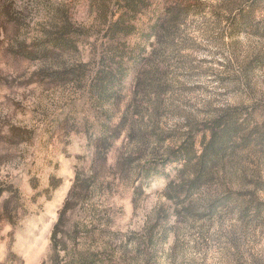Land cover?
I'll list each match as a JSON object with an SVG mask.
<instances>
[{
    "label": "rangeland",
    "instance_id": "374dc122",
    "mask_svg": "<svg viewBox=\"0 0 264 264\" xmlns=\"http://www.w3.org/2000/svg\"><path fill=\"white\" fill-rule=\"evenodd\" d=\"M0 264H264V0H0Z\"/></svg>",
    "mask_w": 264,
    "mask_h": 264
},
{
    "label": "trees",
    "instance_id": "16d2710c",
    "mask_svg": "<svg viewBox=\"0 0 264 264\" xmlns=\"http://www.w3.org/2000/svg\"><path fill=\"white\" fill-rule=\"evenodd\" d=\"M80 176V175H79ZM78 180L80 181L79 177ZM82 183H86V181L82 182ZM88 184V182L86 183V185ZM75 188V184L73 185L72 189ZM68 202H66L64 210L67 208ZM54 239H56V236H54Z\"/></svg>",
    "mask_w": 264,
    "mask_h": 264
}]
</instances>
